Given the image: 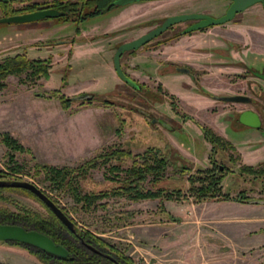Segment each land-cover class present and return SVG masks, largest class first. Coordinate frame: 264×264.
<instances>
[{
	"label": "rangeland",
	"instance_id": "rangeland-1",
	"mask_svg": "<svg viewBox=\"0 0 264 264\" xmlns=\"http://www.w3.org/2000/svg\"><path fill=\"white\" fill-rule=\"evenodd\" d=\"M29 1L46 0H14L13 5ZM227 3L228 0L135 1L87 16L78 22L77 26L82 28L78 33L74 32L75 22H58L54 18L0 22V59L16 52L26 53L30 57L49 56L51 59L47 78L22 81L20 76L24 77L25 73H11L3 79L6 84L0 87V133L9 131L32 151L14 152L17 161L23 164L18 179H28L37 184L76 225L86 227L124 250L139 264H264V234L252 236L251 226L244 227L243 231H247V234L238 233L237 227H233L239 222L238 212L217 206V200L206 201L210 199L198 202L190 199L134 200L123 194H110L98 199L106 201V206L85 210L75 204L67 190H53L43 173L35 174L33 164L38 161L75 166L110 147L120 146L135 153L146 146H153L167 156L169 163L160 179L152 184L145 181L144 186L186 190L189 185L186 179L188 173L203 172L215 166V171L223 174L220 181L222 192L234 195L242 190L249 201H259L264 205V171L256 176L241 172L239 166L243 162L233 147L216 146L213 151L205 149L199 126L209 127L205 117H209L210 112L230 109L228 114L218 113L221 116L217 118L218 122L226 124L224 126L229 136L236 137L233 131L238 125L236 109L244 107L256 108L263 126L264 92L248 88L242 92L250 96L251 102L223 101L215 98V95L226 93L207 90L201 84L200 76L193 75L191 82H185V73L179 71L177 66H186L191 73L198 75L200 69H194L182 59L172 58L175 47L167 45L178 39L174 43L186 49L198 38L195 34L199 30L177 36L186 25V22H179L131 53L122 52L119 58L121 68L138 82L139 87L123 82L114 74L112 67V53L120 42L145 32L166 15L185 11L218 15ZM254 7L260 8L259 4ZM4 15L7 14L0 9V17ZM240 16L238 13L222 24L208 26L213 28L207 35L223 40L221 46L207 45L213 54L226 55L230 48L239 46L232 37L225 35L233 33L228 25ZM248 17L250 15L244 18ZM249 20L252 23L262 22L255 14ZM91 23L106 26L104 30H98L95 27L99 26L93 27ZM71 38L73 41H69ZM252 63L257 70L264 67V59L257 61L256 65L255 59ZM173 73L180 76L169 77ZM235 76L233 74L232 78ZM163 79L169 88L163 84ZM54 89L72 97L68 107L62 108L57 97L46 96ZM169 89L181 91L180 96ZM185 90L208 97V106L194 108V100L184 94ZM91 92L97 95L87 101V93ZM79 94L85 96L77 97ZM99 98H107L110 104H102ZM188 119L193 124L184 122ZM167 136L175 139L186 153L171 144ZM262 140L254 144H260ZM6 152L7 147L0 140V169H7ZM255 156L262 158L264 150H258ZM130 162V157L111 158L107 164L119 163L124 168ZM182 165L188 169L180 170L184 169ZM106 173L104 165L97 164L88 169L84 176H77L76 183L82 191L110 190L118 182L107 178ZM0 178L12 179L8 175ZM3 194L9 195L12 201L0 198V206L15 209V201H19L42 213L46 212L39 200L24 191L3 190ZM0 261L7 264L41 262L27 249L6 242H0Z\"/></svg>",
	"mask_w": 264,
	"mask_h": 264
},
{
	"label": "trees",
	"instance_id": "trees-1",
	"mask_svg": "<svg viewBox=\"0 0 264 264\" xmlns=\"http://www.w3.org/2000/svg\"><path fill=\"white\" fill-rule=\"evenodd\" d=\"M23 1V0H19ZM111 0H46V1H29L21 5L14 6V0H0V9L6 13H17L29 10H34L40 7H52L57 9L60 14L53 17L58 22L72 21L78 23L87 16H92L109 9L117 4H111ZM264 6V2H263ZM51 17H46L48 19ZM75 33L79 32L77 26L74 28ZM69 41H73L71 38ZM130 52L133 49L129 50ZM50 57H30L26 53L16 52L8 54L0 59V87L6 83L3 79L7 74L25 73L24 77L20 76V80L25 79L35 80L40 77H48L50 74ZM42 95V93H38ZM89 101L95 97L96 93H87ZM59 99L60 106L66 108L70 105L71 98L58 89L51 91L49 95ZM99 101L104 104H110L107 98H99ZM235 120L236 117H235ZM200 130L203 137L210 143V151H213L216 146L220 148L233 147L232 144L213 132L209 127L200 124ZM1 142L7 147L6 155L7 169H0V177L11 176L18 178L22 172L23 164L19 163L15 158L14 152H29L30 147L24 145L17 137L9 131L0 133ZM130 157L131 162L128 166L122 168L119 163L107 164L111 158ZM169 163L167 156L159 151V148L146 146L140 152L131 153L129 149L120 146L110 147L95 153L93 156L84 159L75 166H59L46 162H35L33 164L35 174L43 173V177L47 179L53 190H67L75 204H79L82 209L89 207L106 206V201H98L111 195L123 194L129 199L143 198H158L175 199V200H192L198 202L204 199L213 200H238L249 201L248 195L239 190L236 194L230 195L227 192L221 191V178L223 174L216 172L214 167H209L203 172L188 173L186 179L189 183L186 190L179 187L163 188V187H146L143 182L148 181L154 183L163 176V171ZM104 165L106 177L116 179L117 184L107 189L97 191H82L77 183V176L82 177L88 169ZM264 160L256 165L241 163L239 169L241 172L257 175L264 171ZM219 166V165H218ZM180 169L184 171L188 169L186 166ZM122 171V173H118ZM110 173V175H109ZM113 173V174H112ZM112 174V175H111ZM120 177H116L119 176ZM3 190H19L24 191L32 197L39 200L46 208V212L42 213L37 209H33L24 203L15 201V209L7 206H0V222L19 224L26 229H36L44 232L52 237L55 242L63 245L67 250L66 256H57L48 251H45L37 246L29 243L20 242L17 240H0L10 244L19 245L29 252L33 253L41 262L45 264H139L124 250L118 248L112 243L105 241L99 235L86 229V227L76 225L74 223V231H70L56 216V214L46 206L34 193L23 187L0 186V198L11 200L10 196L4 195ZM13 201V202H14ZM161 206V205H160ZM264 206V205H263ZM174 220L175 216L172 217ZM90 247H89V246ZM0 264H7L0 261Z\"/></svg>",
	"mask_w": 264,
	"mask_h": 264
},
{
	"label": "crops",
	"instance_id": "crops-1",
	"mask_svg": "<svg viewBox=\"0 0 264 264\" xmlns=\"http://www.w3.org/2000/svg\"><path fill=\"white\" fill-rule=\"evenodd\" d=\"M254 5L255 4H251L241 10L239 12L241 16L237 18L236 21H233L230 25H228L230 26L229 28L232 29L233 33L231 35L227 34L225 36L232 37L234 42L239 45L238 48H230L227 51L226 55L213 54L208 49L209 46L207 45H209L210 43L221 46L223 45V40L219 39L218 37L207 35V32L211 31L213 27H205L202 30H199L197 34H195L198 36V38L193 41V43H190L186 49H181L179 45H176V43H174L178 39L172 40V42L167 45L168 47H175V49L173 50L174 55H172L171 57L175 60L182 59L194 69H200V82L207 90L211 92L231 94L247 90L246 79L256 78H253L249 74H243L242 72L245 71V67L240 66L237 62H242L247 67H254L257 70L252 61L255 59L256 65L257 61H262L264 59V10L262 8L257 9L256 7H254ZM252 14H255L262 22L252 23L249 20ZM249 15L250 17L244 18L245 16ZM111 18L114 22L113 17ZM112 23L110 22V24ZM91 25H93V23H91ZM96 25H98L99 27H95ZM96 25H93V27L98 28V30H104V26H106V24L102 26L103 24L99 23H96ZM258 71L264 72V67L262 70ZM233 74L239 76H235V78H232ZM171 76H180V74L173 73L169 75V77ZM184 78L185 82H191L188 75L184 74ZM163 80V84H165L167 88H169V85L165 83V79ZM259 83L264 90V82L259 80ZM169 91L174 92L179 96L181 94V91H175L172 89H169ZM185 91L186 92H184V94L186 96L188 95L189 97H191V99L194 100V108L198 109L199 105H202L204 107L208 106L210 100L208 97L201 94H196L194 92H189L187 90ZM236 111H238V109H236ZM227 112H230V109L225 110L221 108L218 111L210 112V116L205 117L206 125H208L215 133L231 142L242 162L253 164L254 162L264 160V156L262 158H258L255 156V153L258 150H264V127L258 128L245 124H238L233 130L236 137H231L225 130L224 125L226 124L221 121L218 122L217 118V116H221L217 115L218 113L228 114ZM203 117L204 116H202V118ZM184 122H191L193 124V121L191 119L185 120ZM167 137L168 138L166 139H168L171 144L176 146V148H178L180 152L184 153L183 149L180 148V144L175 141V139L169 136ZM260 139H263L262 142L260 141V144L258 143L255 145L254 142L259 141ZM202 141L205 149L209 150L210 143L204 138H202ZM212 200L213 199L206 201L211 202ZM212 202H215V200ZM216 202L217 203L215 204H217V206L220 205V207L222 206L224 208H229L230 211L235 210L236 212H238L237 221L239 222L233 226L237 227L235 228L238 229V233L241 232V234H247V231H243L245 230L244 227L248 226L249 228V226H251L250 230L252 231V236L264 234V206L259 203V201L254 200L251 202L238 200H217ZM229 213L231 214L232 212Z\"/></svg>",
	"mask_w": 264,
	"mask_h": 264
},
{
	"label": "water",
	"instance_id": "water-1",
	"mask_svg": "<svg viewBox=\"0 0 264 264\" xmlns=\"http://www.w3.org/2000/svg\"><path fill=\"white\" fill-rule=\"evenodd\" d=\"M132 1L139 0H111L112 4H125ZM261 0H230L223 13L220 15L214 16L208 13H197V12H181L167 15L163 20L143 32L142 34L123 41L118 44L116 47L113 56L112 62L113 67L119 77L125 82L136 86V83L123 73L119 64V55L122 51L136 48L139 45L145 43L150 38L155 36L164 30L167 26L186 20H194L192 23L186 25L183 28V31H189L197 29L203 26L222 23L229 20L237 11L242 10L247 5ZM59 15V11L55 8L45 7L38 8L25 12L11 13L0 17V22H27L35 21L44 17H55ZM180 70H187L185 67H179ZM257 76L264 78V73H255ZM85 95L79 94L77 97H83ZM218 99L225 101H241L246 102L249 100V96L242 93L234 94H222L217 96ZM237 119L247 125L257 126L259 124V117L257 113L252 109H243L238 113ZM0 186H14V187H23L30 190L34 193L46 206H48L59 218V220L68 228L70 231H74V223L67 216V214L59 207V205L52 199V197L46 193L41 187H39L34 182L28 179H5L0 178ZM0 240H17L20 242L29 243L31 245L37 246L45 251H48L57 256H66V248L50 237L48 234L38 231L36 229H26L24 226L19 224L12 223H3L0 222ZM89 246V245H88ZM90 247V246H89Z\"/></svg>",
	"mask_w": 264,
	"mask_h": 264
},
{
	"label": "flooded vegetation",
	"instance_id": "flooded-vegetation-1",
	"mask_svg": "<svg viewBox=\"0 0 264 264\" xmlns=\"http://www.w3.org/2000/svg\"><path fill=\"white\" fill-rule=\"evenodd\" d=\"M139 1H149V0H139ZM132 2H135V1H132ZM132 2H129V3H132ZM230 2V0H228V3ZM263 2H264V0H261V1H256V2H254V3H251V4H259V6H260V8H262L263 10H264V6H263ZM110 3H111V1H110ZM228 3H227V5H228ZM112 4V3H111ZM125 4H128V3H125ZM251 4H249V5H251ZM117 5H124V4H117ZM226 5V6H227ZM249 5H247L246 7H248ZM40 8H45V7H40ZM50 8H52V7H50ZM226 8V7H225ZM224 8V9H225ZM245 8V7H244ZM243 8V9H244ZM38 9V8H37ZM242 9V10H243ZM30 11V10H29ZM224 11V10H223ZM241 11V10H240ZM240 11H237V12H235V14H238ZM25 12V11H24ZM185 12H196V11H185ZM178 13H181V12H178ZM197 13H207V12H197ZM223 13V12H222ZM59 14H60V12H59ZM173 14H175V13H173ZM209 14V13H208ZM221 14V13H220ZM220 14H218V15H220ZM234 14V15H235ZM170 15V14H169ZM234 15L231 17V18H233L234 17ZM59 16V15H58ZM167 16V15H166ZM214 16H217V15H214ZM55 17H57V16H55ZM44 18H46V17H44ZM44 18H41V19H38V20H45ZM51 18H53V17H51ZM51 18H48V19H51ZM230 18V19H231ZM47 19V20H48ZM229 19V20H230ZM163 20V19H162ZM161 20V21H162ZM35 21H37V20H35ZM160 21V22H161ZM194 20H186V21H181V22H186V25H188V24H190V23H192ZM228 21V20H227ZM27 22H29V21H27ZM159 22V23H160ZM224 22H226V21H224ZM224 22H222V23H224ZM158 23V24H159ZM177 23H179V22H177ZM222 23H218V24H222ZM174 24H176V23H174ZM174 24H171V25H169V26H167L164 30H166L167 28H169V27H171L172 25H174ZM78 25V23H76V26ZM157 25V24H156ZM185 25V26H186ZM212 25H216V24H212ZM184 26V27H185ZM208 26H211V25H207V26H203V27H200V28H197V29H193V30H189V31H186V32H184L183 31V28L178 32V34H177V36L178 35H180V34H185V33H189V32H191V31H195V30H202L203 28H205V27H208ZM78 27V29H82V28H79V26H77ZM150 29V28H149ZM148 30V29H147ZM146 30V31H147ZM164 30H162L161 32H163ZM75 32V31H74ZM160 32V33H161ZM160 33H158V34H160ZM142 34V33H141ZM158 34H156V35H158ZM140 35V34H139ZM155 35V36H156ZM176 34H174V36H175ZM138 36V35H137ZM155 36H153V37H155ZM152 37V38H153ZM152 38H150V39H152ZM132 39V38H131ZM149 39V40H150ZM148 40V41H149ZM125 41H127V40H125ZM148 41H146V42H148ZM145 42V43H146ZM121 43V42H120ZM144 44V43H143ZM143 44H141V45H143ZM141 45H139V46H141ZM118 46V45H117ZM116 46V47H117ZM138 46V47H139ZM116 47H115V49H116ZM138 47H136V48H138ZM238 47V46H237ZM136 48H131V49H133V50H135ZM115 49H114V51H115ZM131 49H127V50H124V51H128V52H130L129 50H131ZM114 51H113V53H114ZM124 51H122V52H124ZM122 52L120 53V55L122 54ZM113 53H112V56H113ZM131 53V52H130ZM120 55H119V58H120ZM119 58H118V60H119ZM111 61H112V57H111ZM119 64H120V62H119ZM240 66H244L245 67V71H243L242 73L243 74H249V75H251L253 78L255 77V78H257V79H246V87H247V89L249 88V89H251V90H253V91H258V92H260V91H262V92H264V90H263V88H262V86H261V84L260 83H257V82H259V80L260 79H263L264 80V78H261V77H259V76H257L255 73L256 72H259V73H264L263 71H258V70H256L254 67H247L244 63H242V62H239L238 63ZM112 67H113V62H112ZM120 67H121V65H120ZM179 67H185L187 70H185V71H182V70H180L179 69ZM179 71H181V72H183V73H185L186 75H188V77L190 78V81H191V76H193L194 75V77H197V76H199L198 74H194V72H190V70H189V68L188 67H186V66H177L176 67ZM113 69H114V67H113ZM191 69V68H190ZM121 70L123 71V69L121 68ZM200 72H201V70H200ZM123 73L125 74V75H127L129 78H131L135 83H136V86H133V87H139V84H138V82L135 80V79H133L132 77H130L125 71H123ZM114 74L117 76V77H119L118 75H117V73H116V71H115V69H114ZM242 75V74H241ZM240 75V76H241ZM236 76H239V75H236ZM120 79H121V77H119ZM259 79V80H258ZM123 82H125L123 79H121ZM257 80V81H256ZM125 83H127V82H125ZM127 84H129V83H127ZM131 85V84H130ZM237 93H242V94H245V95H247L246 93H243V92H237ZM231 94H234V93H231ZM219 95H222V94H219ZM217 96L218 95H215V98H217ZM249 96V95H248ZM250 97V96H249ZM218 99V98H217ZM219 100H221V99H219ZM223 101H225V100H223ZM233 102V101H232ZM234 102H241V101H234ZM246 102H251V100H250V98H249V100L248 101H246ZM252 109V110H254L256 113H257V115H258V117H259V124L257 125V126H253V127H258V128H260V127H264V125L262 126V123H261V117H260V114H259V112L257 111V109L256 108H253V107H244V108H242V109H238V111H236V119H237V116H238V113L241 111V110H243V109ZM236 122L238 123V124H244V123H242V122H240L238 119L236 120ZM199 123H197V125H198ZM200 125V124H199ZM245 125H247V124H245ZM249 126H251V125H249ZM212 130V129H211ZM213 131V130H212ZM214 132V131H213ZM202 134V133H201ZM219 135V134H218ZM204 138V137H203ZM205 139V138H204ZM206 140V139H205ZM207 141V140H206ZM234 148V147H233ZM210 150V149H209ZM261 161H263V160H261ZM258 162H260V161H258ZM243 163H245V162H243ZM245 164H250V163H245ZM253 165V164H252ZM220 168V167H219Z\"/></svg>",
	"mask_w": 264,
	"mask_h": 264
}]
</instances>
